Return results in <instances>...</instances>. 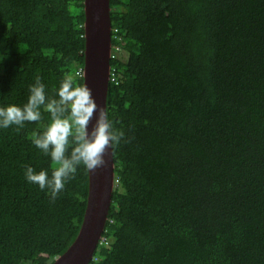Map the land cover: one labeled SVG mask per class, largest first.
I'll return each mask as SVG.
<instances>
[{
	"label": "trees",
	"instance_id": "16d2710c",
	"mask_svg": "<svg viewBox=\"0 0 264 264\" xmlns=\"http://www.w3.org/2000/svg\"><path fill=\"white\" fill-rule=\"evenodd\" d=\"M107 112L125 138L89 264H264V0H110ZM84 0H0V105L49 97L85 66ZM84 82V80L82 81ZM38 122L0 129V264H52L88 203L80 166L55 200Z\"/></svg>",
	"mask_w": 264,
	"mask_h": 264
},
{
	"label": "clouds",
	"instance_id": "9594fccd",
	"mask_svg": "<svg viewBox=\"0 0 264 264\" xmlns=\"http://www.w3.org/2000/svg\"><path fill=\"white\" fill-rule=\"evenodd\" d=\"M83 71L66 72L56 88L55 98L47 95L45 84L37 77L35 83L28 86L25 103L0 105V129L38 122L42 119V110L49 114L47 124L41 131H34L30 139L50 157L55 167L49 173L46 169L36 171L29 165L24 177L52 200L64 190L80 166L87 171L102 166L106 150L114 149L125 138V132L117 128L110 114L98 105L92 89L82 82Z\"/></svg>",
	"mask_w": 264,
	"mask_h": 264
},
{
	"label": "water",
	"instance_id": "95a60500",
	"mask_svg": "<svg viewBox=\"0 0 264 264\" xmlns=\"http://www.w3.org/2000/svg\"><path fill=\"white\" fill-rule=\"evenodd\" d=\"M84 6V83L92 89L98 105L107 111L112 37L110 0H85ZM88 174V203L80 232L53 264H89L102 239L115 188L113 148L106 150L103 165Z\"/></svg>",
	"mask_w": 264,
	"mask_h": 264
},
{
	"label": "bare ground",
	"instance_id": "6f19581e",
	"mask_svg": "<svg viewBox=\"0 0 264 264\" xmlns=\"http://www.w3.org/2000/svg\"><path fill=\"white\" fill-rule=\"evenodd\" d=\"M111 8V7H110ZM111 25H112V23H111ZM111 40H112V37H111ZM113 57V53H112V41H111V58ZM111 58H110V60H111ZM53 264V263H52Z\"/></svg>",
	"mask_w": 264,
	"mask_h": 264
}]
</instances>
